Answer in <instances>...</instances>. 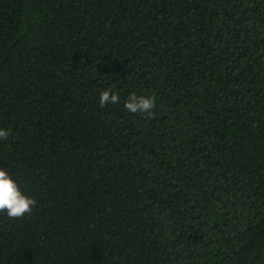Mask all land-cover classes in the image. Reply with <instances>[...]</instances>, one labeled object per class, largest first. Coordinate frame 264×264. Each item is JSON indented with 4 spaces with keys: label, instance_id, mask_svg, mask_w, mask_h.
I'll list each match as a JSON object with an SVG mask.
<instances>
[{
    "label": "trees",
    "instance_id": "16d2710c",
    "mask_svg": "<svg viewBox=\"0 0 264 264\" xmlns=\"http://www.w3.org/2000/svg\"><path fill=\"white\" fill-rule=\"evenodd\" d=\"M0 128V264H264V0H0Z\"/></svg>",
    "mask_w": 264,
    "mask_h": 264
},
{
    "label": "clouds",
    "instance_id": "9594fccd",
    "mask_svg": "<svg viewBox=\"0 0 264 264\" xmlns=\"http://www.w3.org/2000/svg\"><path fill=\"white\" fill-rule=\"evenodd\" d=\"M99 106L104 107L108 104H117L120 96L110 89L99 93ZM155 107L154 97L137 96L129 93L124 101V108L130 113H139L151 119ZM9 132L0 128V140H5ZM36 205V200L21 188L13 173L7 168H0V212L7 217L15 219L30 214Z\"/></svg>",
    "mask_w": 264,
    "mask_h": 264
}]
</instances>
